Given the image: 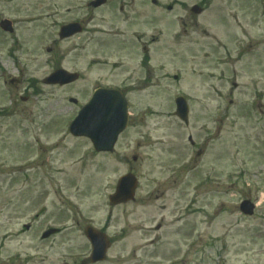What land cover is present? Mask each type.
Instances as JSON below:
<instances>
[{
    "label": "rangeland",
    "instance_id": "374dc122",
    "mask_svg": "<svg viewBox=\"0 0 264 264\" xmlns=\"http://www.w3.org/2000/svg\"><path fill=\"white\" fill-rule=\"evenodd\" d=\"M160 1L189 9L201 2ZM216 4L223 27H215L207 17L212 12H206L199 31L169 53L175 66L186 68L184 83L175 85L173 94L183 89L194 97L188 130L175 118L171 96L157 92L155 101L146 97L133 104L137 124L116 152L96 154L87 140L68 132L78 110L70 98L84 104L94 81L105 75L99 66L85 70L84 53H77L84 79L66 88L43 84L54 71L45 53L28 71L41 93L26 102L29 88L5 84L0 75V108L7 109L0 116V263L80 264L90 254L85 227L91 224L105 229L112 241L102 264H264V13L256 0H213ZM5 7L12 15L26 14ZM179 10L162 12V24H170ZM45 26H21V35L33 43L44 35L47 45ZM214 36L221 41L219 51ZM236 39L245 42L240 46ZM99 43L92 56L101 58ZM248 44L249 52L240 55ZM59 46L67 53L73 43ZM73 62L71 55L65 65ZM11 66L8 81L20 73ZM152 104L158 113L149 120L141 109ZM30 162L29 169L19 167ZM129 172L139 178L136 201L110 206L109 196ZM246 199L259 205L252 218L239 210ZM51 226L62 232L45 241L42 235Z\"/></svg>",
    "mask_w": 264,
    "mask_h": 264
},
{
    "label": "flooded vegetation",
    "instance_id": "af4514ba",
    "mask_svg": "<svg viewBox=\"0 0 264 264\" xmlns=\"http://www.w3.org/2000/svg\"><path fill=\"white\" fill-rule=\"evenodd\" d=\"M46 2L51 8H46ZM68 4L66 17L68 21L52 23L55 32L49 34V45L44 43V35L38 37L33 43L18 35L21 25H32L42 23L46 19L56 17L54 15L58 0H0V68L8 66L13 61L16 68L28 69L42 61L46 53L51 56L49 64L54 70L67 69L78 62V51L85 54L87 65L92 66L91 61L92 44L99 43L103 51L102 67L108 79L116 82L115 86L123 90L130 104V95L139 93H150L155 97L156 87H169L172 80L179 81V77L172 76L170 67L172 58L169 53L174 47L179 48L182 39L188 38L191 32L199 31L200 26L196 20H189V8L185 4H163L160 0H107L100 8L90 6L91 0H66ZM203 1L199 6L201 12L210 10L211 5ZM4 6L16 9L20 8L26 13V19L32 18L25 23L14 22V15L8 16ZM221 5H216V19H220ZM180 8L179 14H174L170 24L161 19L162 12L174 13ZM102 15L101 24L96 22L95 14ZM80 17V18H78ZM74 21H71V19ZM78 18V19H77ZM192 18V17H191ZM11 20V27L4 24ZM72 22L80 24L83 32L66 40H60L59 32L65 25ZM6 28L14 29L13 33H7ZM37 28V26H35ZM204 37L211 36L206 30H200ZM215 39H217L214 36ZM79 40L77 44L74 42ZM73 43L72 49L64 53L59 44L64 42ZM21 43L20 48L17 43ZM81 42V43H80ZM175 44V45H174ZM88 50V53H87ZM73 55V63L70 67L65 65L66 60ZM185 55V54H184ZM85 60L83 59L84 63ZM83 65L77 63V67ZM77 69V68H75ZM68 70V69H67ZM18 81V80H16ZM109 86V85H108ZM131 109V105H130ZM131 120V119H130ZM133 120L130 121L132 126ZM131 128V127H130Z\"/></svg>",
    "mask_w": 264,
    "mask_h": 264
},
{
    "label": "water",
    "instance_id": "95a60500",
    "mask_svg": "<svg viewBox=\"0 0 264 264\" xmlns=\"http://www.w3.org/2000/svg\"><path fill=\"white\" fill-rule=\"evenodd\" d=\"M72 78L66 76L64 73L57 74L51 78V80H48L47 83H68L71 81ZM178 104V115L181 117V119L185 120L187 119L188 109L186 106V103L183 99H179L177 101ZM73 133L75 135H85L86 133L84 131H81L76 126L73 130ZM115 140V138H114ZM135 182L131 177H126L121 180L120 185L118 187L117 195L112 198L113 203H119L121 201H128L133 198L134 189H135ZM252 207L249 203H244L242 205V210L244 213L252 214ZM87 235L89 239L93 242L94 246V252H93V258L92 262H100L105 259L106 252L108 249V241L105 238L104 235L99 234L95 232L92 229H87Z\"/></svg>",
    "mask_w": 264,
    "mask_h": 264
}]
</instances>
